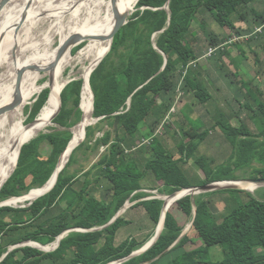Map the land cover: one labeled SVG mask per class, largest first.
Wrapping results in <instances>:
<instances>
[{
	"label": "trees",
	"instance_id": "obj_1",
	"mask_svg": "<svg viewBox=\"0 0 264 264\" xmlns=\"http://www.w3.org/2000/svg\"><path fill=\"white\" fill-rule=\"evenodd\" d=\"M255 1L138 0L137 11L116 34L110 52L90 78L95 95L94 118H99V122L95 127H87L86 141L82 143L83 132L49 193L33 201L29 207L0 208V264H113L142 249L156 234H148L143 240L128 236L118 242L120 232L133 220L124 214L111 223L130 201L136 202L132 208L143 207L151 224L158 227L166 202L157 198L147 199L152 195L141 192L143 181L151 175L160 183L156 190L169 196L192 187L241 180L236 178L237 170L255 158L264 163V142L257 141L259 136L249 131L239 116L229 115L222 107H217L213 114L212 129L219 127L231 142L232 153L236 150L235 160L231 163L219 165L214 157L198 156L208 130L201 131L193 125L188 130L184 121L179 124L184 139H177L174 151L168 149L163 138L159 137L151 144L132 150L143 138L142 125L149 126L148 137H151L163 124L180 92L183 96L196 94L204 104L213 98L200 71L195 69L198 56L192 43L195 38L193 23L200 20L201 28L207 30L203 16L210 13L220 26L235 30L236 20L244 21L245 11ZM168 3L170 13L165 9ZM254 14L256 21H260L259 25H263L264 13ZM92 31L82 35L90 37ZM160 31L163 32L153 42V36ZM206 34L211 47H220L212 58L218 53L220 58L228 54L221 47L226 41L222 42L215 31ZM261 34L257 35L260 37ZM109 45L107 39L98 59L107 52ZM76 46L70 48L68 59L74 57L72 51ZM64 78L56 84L63 82ZM83 86L84 78L65 83L59 91L58 85L51 87L55 93L65 88L61 95V110L52 122L60 129L42 133L21 146L19 160L21 147L16 150L0 176L1 188L18 160L17 168L0 190V203L42 188L51 179L61 155L73 138L72 128L82 121ZM49 95L50 90L42 91L33 106L26 107L30 122L36 124L41 117L43 121L50 117L54 101L52 98L48 101ZM239 96L242 97L240 92L235 101L242 105ZM260 104L255 114L264 126V103ZM35 124L29 126L25 123L24 130ZM106 127L109 130H105ZM165 128L168 134L173 130L178 136L174 125L168 124ZM97 132L104 135L95 139L92 147L89 140L95 138ZM239 136L246 138L237 140ZM260 136H264V129ZM45 142L52 146V152L42 163L40 150ZM102 147L106 148L105 153L93 170L86 171L79 179L69 173L77 151L86 148L96 152ZM190 162L203 171L204 178L192 176L187 171L186 166ZM254 172L256 174L251 178L264 179V167ZM215 194L223 196L225 208L220 216L212 208L210 196ZM241 194H246L247 200ZM174 204L193 222L200 246L187 248L194 241L188 234L182 236L185 228L169 212ZM174 204L165 217L164 230L157 242L145 253L122 264H264V188L258 191L257 196L240 190H222L193 199L186 196ZM96 228L99 230L91 231ZM73 229L88 231H71L58 248L57 244L50 250L52 252H43L41 247L54 243ZM27 242L40 250L22 248L21 245ZM215 246L222 249L221 261L209 260Z\"/></svg>",
	"mask_w": 264,
	"mask_h": 264
},
{
	"label": "rangeland",
	"instance_id": "obj_2",
	"mask_svg": "<svg viewBox=\"0 0 264 264\" xmlns=\"http://www.w3.org/2000/svg\"><path fill=\"white\" fill-rule=\"evenodd\" d=\"M17 4L18 3L16 2V0H13L9 3L8 6H10L9 8L13 9L15 5ZM245 12H246V19L244 21H241L240 19L236 20L237 22L236 25L238 24L243 25V26H239L243 28L241 29L242 32L240 33H237L238 31L236 30L237 28L233 30L232 32L228 28L220 26L215 21V18L210 13H205V15L203 16L205 22L208 25L206 26L207 30L205 29V27H204L205 30L201 28L200 20L193 23V31H194L195 38H193L194 40L192 41V43H194V49H195L196 54L201 56L202 58L199 60L200 57H197L198 66H196L195 69H198L200 71V74L202 75V79L208 84L209 92L213 96V98L208 103L204 104L202 100L196 94H187V95L182 96L179 99V103L174 104V106L176 107V110H175L176 112L174 113V115L172 114L169 116L168 123L170 125H174V128L179 134L178 136H175L172 130L171 131L172 133L166 136L168 138L166 140V144L169 148L174 149L176 147V144L178 142L177 139L179 138L184 139L181 128L179 127V124L181 123V121H184V123L186 124L185 125L186 129L188 130L190 129L192 125L198 129H201V131L208 130L206 134V138L204 139V141L202 142L200 146L199 152L197 154L198 156L207 155V156L214 157L220 162L218 163L217 161L219 165L231 163L233 160H235L234 153L236 150L234 151V153H232L233 147H232L231 142L226 138L225 134L221 132L219 127H214L212 129V126L214 124L213 114H215V110L217 107L224 108L231 116H235V115L239 116L238 118L240 119L241 122H243L248 127L249 131L259 136L257 141L260 143L264 142V136H260L261 132L264 129V126L262 125L259 118H257L255 114V112H257L258 107L261 105L260 103H264V33L263 35L261 34L260 37L258 35H257L258 37L256 35H252L249 38V35L253 34L256 26L260 23V21H258L259 23L257 21L253 22L255 19L254 13H257V14L258 13L262 14V12L264 13V0H256L254 3L250 5L249 10L248 11L246 10ZM6 19H7L6 16H3L1 14V20H6ZM99 28L100 27H93L84 32H89L91 29H93V31L89 33L91 34L90 37H93L96 34L97 30H99ZM33 30L35 32L36 29H33ZM209 31L210 32L215 31L216 34H218L219 38L222 40V42H225L227 40L229 41L230 40L235 41L236 39L238 40H236L233 44H229L224 47V49L228 52V54H226L222 58L218 57L219 53L215 56V58L208 57L206 53L208 52V49L211 47V45H210V41H209V38L206 32L209 33ZM162 32L163 31H160L153 36L152 38L153 42L156 41L158 34ZM76 35L77 34H75L74 36ZM155 36H156V39H155ZM56 41L57 42H56L55 47L59 45V38H57ZM88 42L89 41H84L80 45L76 46L72 51V55L75 56L86 44H88ZM14 50L15 49H13V52ZM68 53L69 51L64 52L58 58L59 62L61 63L67 62L69 60ZM218 60H219V67L222 64L221 62L225 63V66L223 64L222 68L220 69L221 72H223L220 80L214 77L215 75H217L215 71L219 70L218 67L216 69L214 66L215 61H218ZM89 63L90 62L88 60H83V61H78L73 66H70L68 70L63 74L65 76L64 78L65 81L63 82L65 83L68 82V84H70L73 81L83 79L82 69L87 67ZM200 65L202 66V68L200 67ZM46 68H48V66L45 67V69ZM6 71L7 70L4 67H0V77L2 76L3 73L5 74ZM47 80H50V79L42 80L40 83L42 84L44 83V81H47ZM249 81L251 83H249ZM54 84L55 85H52V86L59 85L56 83ZM45 90H49V89H45ZM238 92L242 94V97L239 96V100L242 103V105L238 104L235 101V97H238ZM39 96L40 95H37L29 105L33 106V104L36 102ZM81 100H82V94H81ZM129 107L130 105H128V108ZM80 109H81V103H80ZM82 110L87 112V110H84V109ZM169 113H171V111H169ZM28 117L29 115L26 114V109H25V118L27 119L26 124L30 125L31 123H33V121L30 122L28 120ZM44 123L45 121H43L41 117L36 123L37 125L38 124L40 125V128H39L40 130L35 129L36 126H34L35 130L33 131L32 134L35 135L37 132L41 131L42 129H45V130L39 134L50 133V132H53V130L55 129H60V127H58L57 125H52V123L49 124L48 127H46ZM80 123L72 128L73 136H74V130L76 129V127L80 125ZM97 123L98 122L90 126L95 127ZM105 130H109V127H106ZM103 135L104 133L97 132L96 137L93 138L92 140H89L91 146L93 147V144L95 143L93 141H95V139H97L98 137H102ZM245 138L246 137L239 136L237 140L239 139L241 140ZM105 150L106 148L102 147L99 151H96V152H92V150H89L86 148H83L82 150L77 151L75 155L74 163L69 168V173L74 175L78 179L79 177H83L82 175L86 171H89L90 169L93 170L92 169L93 166L97 165L96 163L99 161L100 157L105 153ZM40 152H41L40 154L41 162L45 163V161H47V159L51 155L52 146L48 142H45L42 145ZM263 167H264V163L259 161L258 158H255L253 159L252 162H249L247 166H244L242 169H239L235 172V174L237 175L236 178L241 179L238 181L257 180V179L251 178L252 175L256 174L254 170L255 169L258 170ZM186 169L192 176H198V178L205 177L203 171L201 169H198V167H196L195 164H193V162H190L186 166ZM94 172H96V169H94ZM150 177L146 179L144 183L145 187L149 189L147 193L150 192L149 194L152 195L151 197L147 199L157 198L161 200L165 199L166 201H168L169 198H164V197H168V195L167 196L161 195L158 192V190H156V188L160 186V183H157L154 180V177H152V175ZM263 188H264V184H261L260 187H258L253 192L248 191V190H242V191L248 192L254 196H257L258 191H260ZM37 189H40V188H37ZM156 191H157L156 194L151 193V192H156ZM215 191H219V190H215ZM215 191H211V193ZM201 194H204V193L201 192L199 194H196L195 196H198ZM241 195L244 200H247L246 194H241ZM210 197L213 201V204H212L213 211L216 213L217 216H220V214L224 211V208H225L224 203H223V196L219 194H215V195H211ZM31 201L32 200L30 201L20 200L17 203L12 204L11 206L15 208L29 207L30 205L29 203ZM133 204L134 202L133 203L130 202L129 204H127L126 206L127 208L124 205L123 209H121L120 211H123L121 213L122 215L124 214H127L128 216L130 215L131 218H133V216L136 215L137 216V219H135L136 224L123 229L118 236V242L123 241L128 236H134V234H137L139 232L140 230L139 228H141L142 230L144 229L143 232L146 234L147 233L155 234L158 228V227L157 228L154 227V224H151L149 218H146L147 214H145L144 209H141V210L139 209L138 211H136V213L133 211H130V208H132ZM169 212L173 213L175 217L177 218L178 222L185 228L184 235L188 234L190 238L194 241V243H189L187 248L194 249L200 246L201 242L198 239L197 232L193 229L190 218L187 217L183 212L179 210L177 204H174ZM143 224L145 225V227L143 226L139 227L140 225H143ZM74 231L86 232L88 230L74 229ZM70 232L71 231L69 230L62 235L66 237ZM154 237L155 236H153L149 240V242ZM30 243L31 242L23 243L21 247L22 248L32 247L34 249H39V248H35ZM52 244L46 245L45 247H41V249L43 250V252H52V251H49V248L51 247ZM222 259H223V254H222L221 247L220 246L213 247L211 249V256L209 260L213 262H217V261H221Z\"/></svg>",
	"mask_w": 264,
	"mask_h": 264
},
{
	"label": "bare ground",
	"instance_id": "obj_3",
	"mask_svg": "<svg viewBox=\"0 0 264 264\" xmlns=\"http://www.w3.org/2000/svg\"><path fill=\"white\" fill-rule=\"evenodd\" d=\"M16 2L18 4L13 9L8 6L2 12V15L6 16V20H1L0 16V67H4L7 70L0 77V109L14 101L17 95V89L19 88H17L18 72L22 68H26L27 71L24 73L19 88V95L22 100L21 104L0 116V176L11 161L16 150L39 136V133L45 130L42 129L33 135V131L40 128L39 124L35 125V129L32 127L24 130V124L27 120L25 118L26 107L29 106L37 95H40L42 91L49 88L50 95L48 101L51 98L53 99L54 109L44 123L48 127L49 124L54 122V118L59 112L60 98L65 89L55 93L51 88L53 87L52 85L61 81L64 76L63 74L68 68L78 61L88 60L90 63L82 69L84 86L82 90L81 110L84 109L87 112L82 110L85 114L84 121L74 130L73 139L61 159L58 171L53 174L44 188L35 191L32 190L26 196L13 199L11 201L13 204L20 200L34 201L49 191L55 185L60 171L68 164L83 132L90 125L99 122L94 118L90 74L109 51L108 49L98 59L106 40L113 31L116 22L115 11L120 15L130 17L137 11L138 5V0H16ZM25 17L26 20L22 21ZM21 22L22 24H20ZM93 27H100L93 37H103L104 40H91L81 53L65 63L59 62L58 58L60 57L61 48L67 41L74 37L75 34L82 37H89L82 34L84 31ZM33 29H36L35 32ZM57 38H59V45L55 47ZM78 43L69 46L66 51H69L72 46H76ZM109 44L111 45L110 40ZM13 49L16 50L13 52ZM47 66L48 68L46 70L45 67ZM46 79L50 80L44 81L42 84L40 83ZM64 84L65 82L59 83L58 91ZM34 124L33 122L29 126H33ZM52 125L55 124L52 123ZM15 168L5 178L1 187L11 177ZM216 186L239 187L252 192L259 187L257 184L250 182L221 183ZM187 194H189V191L183 190L171 198L164 197L169 198L168 201L164 199V202H166L163 213L164 220L170 207ZM164 220L158 225L155 239L162 232ZM57 244L58 241L52 244L49 251Z\"/></svg>",
	"mask_w": 264,
	"mask_h": 264
},
{
	"label": "water",
	"instance_id": "obj_4",
	"mask_svg": "<svg viewBox=\"0 0 264 264\" xmlns=\"http://www.w3.org/2000/svg\"><path fill=\"white\" fill-rule=\"evenodd\" d=\"M11 1H13V0H0V16H1V14H2V12L5 10V8H7V6L9 5V3L11 2ZM165 9L167 10V11H169L170 12V8H169V3L165 6ZM115 18H116V22H115V25H114V28H113V31H112V33H111V35L109 36V38H108V40H110L111 41V45H110V48H109V51H108V53L110 52V50H111V48H112V45H113V41H114V38H115V36H116V34L124 27V26H126L127 24H128V22H129V20H128V16L127 15H120L117 11H115ZM26 20V17H25V19L23 18V20L22 21H25ZM20 24H22V22L20 23ZM91 40H100V41H102V40H104V38L103 37H82V36H80V35H76V36H74V37H72V38H70L69 39V41H67V43L61 48V51H60V56L66 51V49L69 47V46H71V45H73V44H76V43H78V42H84V41H91ZM1 46V45H0ZM156 47V46H155ZM157 48V47H156ZM16 50V49H15ZM107 53V54H108ZM107 54L105 55V57L107 56ZM104 57V58H105ZM103 58V59H104ZM103 59L98 63V65L93 69V71L91 72V74H90V78H91V75H92V73L96 70V68L99 66V64L103 61ZM166 62H167V60H166ZM27 71V69L26 68H22L19 72H18V77H17V88L19 87L20 88V85H21V81H22V78H23V76H24V73ZM66 87V86H65ZM90 87H91V84H90ZM19 88L17 89V95H16V97H15V99H14V101L12 102V103H10L9 105H7V106H5V107H3V108H1L0 109V116L1 115H3V114H5L6 112H9V111H11V110H13L14 108H16L17 106H19L20 104H21V102H22V100H21V97H20V95H19ZM91 91H92V93H93V108H94V103H95V95H94V92H93V90H92V88H91ZM130 101L128 102V104L130 105ZM61 107H62V99L60 98V109H59V112H60V110H61ZM59 112H58V114H59ZM57 114V115H58ZM57 115L55 116V118L57 117ZM54 118V119H55ZM100 119L98 118L97 119V121H99ZM83 121H84V112H83V118H82V121H81V123H83ZM85 139H86V130H85V137H84V140L82 141V143L85 141ZM81 143V144H82ZM81 144H79L78 146H80ZM69 146H70V144H69ZM69 146L67 147V149L63 152V154L61 155V157H60V159H59V162H58V165H57V167H56V170H55V172H57L58 171V168H59V165H60V162H61V159H62V157H63V155L65 154V152L68 150V148H69ZM22 150V149H21ZM21 150H20V152H19V156H20V153H21ZM18 160H19V158H18ZM17 164H18V162H17ZM16 168H17V165H16ZM15 168V169H16ZM64 169H62L61 171H60V173L63 171ZM59 173V174H60ZM58 178H59V175L57 176V179H56V183H57V180H58ZM49 182V181H48ZM48 182L44 185V187L48 184ZM237 182H239V183H243V182H250V183H253V184H257L259 187H260V185L261 184H264V179H257V180H248V181H223V182H215V183H211V184H208V185H205V186H202V187H192V188H189V189H185V190H188L189 191V194H187L186 196H192V199L194 198V196L196 195V194H199V193H201V192H203V193H208V192H211V191H215V190H219V191H222V190H240V191H242V190H245V189H243V188H239V187H232V186H226V187H219V186H216L217 184H221V183H237ZM56 183H55V185H56ZM55 185L49 190V191H47V192H45L44 194H42L41 196H39L38 198H40V197H42V196H44V195H46L47 193H49L54 187H55ZM44 187H42V188H44ZM2 188V187H1ZM1 190V189H0ZM183 191V190H182ZM179 192H181V191H179ZM191 192V193H190ZM178 192H176V193H174V194H172V195H170V196H168V197H172V196H174V195H176ZM28 195V194H27ZM24 196H26V195H24ZM185 196V197H186ZM23 197V196H22ZM18 198H21V197H15V198H12V199H10V200H7V201H5V202H2V203H0V208L1 207H4V206H11L13 203H11V201L13 200V199H18ZM37 198V199H38ZM37 199H35V200H37ZM34 200V201H35ZM164 200V199H163ZM32 203H33V201H31L29 204L30 205H32ZM130 203V201H128L127 202V204H129ZM127 204L125 205V207L127 206ZM29 205V206H30ZM127 208V207H126ZM125 208V209H126ZM164 209H165V203H164V207H163V211H162V215H161V219H160V222H159V225L161 224V222H163V220H164V218H163V213H164ZM123 211H120L115 217H114V219L111 221V223H113L118 217H120L122 214ZM194 214H196V212H194ZM110 223V224H111ZM192 225H193V222H192ZM164 226H165V220H164V223H163V229H162V232H163V230H164ZM105 228V227H104ZM95 230H99V229H92L91 231H95ZM70 231H74V229L73 230H70ZM162 232L157 236V238L155 239V237L150 241V242H148L142 249H140L139 251H136V252H134L132 255H130L128 258H126V259H123V260H120V261H117V262H113V263H115V264H122V263H124L125 261H128V260H130V259H132V258H134V257H136V256H139V255H141V254H143V253H145L146 251H148L156 242H157V240L159 239V237L161 236V234H162ZM156 236V235H155ZM182 236H184V233H183V235ZM64 238V235H61L57 240H56V242L58 241V246H57V248L59 247V245H60V242H61V240ZM55 242V243H56ZM56 248V249H57Z\"/></svg>",
	"mask_w": 264,
	"mask_h": 264
},
{
	"label": "crops",
	"instance_id": "obj_5",
	"mask_svg": "<svg viewBox=\"0 0 264 264\" xmlns=\"http://www.w3.org/2000/svg\"><path fill=\"white\" fill-rule=\"evenodd\" d=\"M263 13V12H262ZM256 17H255V19H254V21L253 22H255L256 21ZM252 22V23H253ZM247 23H248V21H247ZM257 23V22H256ZM239 26H243V25H236V30H238L237 31V33H240V32H242V30L241 29H243L242 27H239ZM260 25L258 24L257 26H256V28L257 27H259ZM230 30V29H229ZM230 31H232L233 32V30H230ZM229 40H227L226 42H228ZM225 42V43H226ZM198 57H200L199 58V60L200 59H202L201 58V56H199V55H197ZM222 64L220 65V67H219V60L218 61H215V63H214V66H215V68L217 69V67H218V69L219 70H216L215 71V73H217V75H215L214 77L216 78V79H221V76H222V74H223V72H221V68H222V65L224 64V66H225V63H223V62H221ZM200 67L202 68V66L200 65ZM214 80V79H213ZM215 81V80H214ZM216 84V83H215ZM219 89V88H218ZM175 103H179V101L177 100V102L175 101ZM173 109H175L176 110V107L173 105V107H172V109H171V111L173 110ZM174 115V113H168V115H167V117L165 118V120L162 122V123H164L166 120H168L169 121V116L170 115ZM168 121L165 123V125H164V130H163V135L162 136H160L159 138H163V140H164V143H165V145H166V147L168 148V149H171V148H169L168 146H167V144H166V140L168 139L166 136H168V133H167V131H166V128H165V126L166 125H168L169 123H168ZM168 123V124H167ZM162 126V124L158 127V129L160 128ZM157 129V130H158ZM156 130V131H157ZM156 131L154 132V133H156ZM165 132H166V134H165ZM150 133V128H149V126L147 125V124H143L142 125V128H141V135L143 136V138H142V140H141V142L140 143H142V141L144 140V139H147V138H149L148 137V134ZM154 133H152V135L154 134ZM164 135H165V137H164ZM139 143V144H140ZM136 147V146H135ZM134 147V148H135ZM103 148H105V147H103ZM133 148V149H134ZM176 148V147H175ZM175 148L174 149H171L172 151H174L175 150ZM217 160V159H216ZM218 161V160H217ZM218 163H220L219 161H218ZM204 178V177H203ZM150 179H151V177H150ZM144 183H145V181H143V190L141 191V192H145V193H147V191L149 190V189H147L146 187H145V185H144ZM157 192V191H156ZM136 204V202H134V204L133 205H135ZM132 205V206H133ZM141 210V209H144L143 207H133V208H130V211H133V212H135L136 213V211H138V210ZM144 211H145V209H144ZM145 214H147L146 213V211H145ZM134 215V214H133ZM147 216V215H146ZM145 216V217H146ZM130 219H132L133 220V223L130 225V226H133L134 224H136V221H135V219H137V216L136 215H134L133 216V218H131L130 217V215L128 216ZM146 218H149L148 216L146 217ZM150 220V219H149ZM145 227V225L143 224V225H140L139 227ZM140 230H139V232L137 233V234H134V236H135V238L136 239H138V240H143L149 233H144L143 232V230L141 229V228H139ZM184 233V232H183Z\"/></svg>",
	"mask_w": 264,
	"mask_h": 264
},
{
	"label": "built area",
	"instance_id": "obj_6",
	"mask_svg": "<svg viewBox=\"0 0 264 264\" xmlns=\"http://www.w3.org/2000/svg\"><path fill=\"white\" fill-rule=\"evenodd\" d=\"M263 31H264V24L261 25V26H259V27H257V28H255V31L253 32V34L249 35V38H250L252 35L261 34ZM236 40H238V39H236ZM236 40H235V41H236ZM235 41H234V40H230V41L224 43L223 46H221V47H225L226 45L233 44ZM219 48H220V47H210V48L208 49V52L206 53V55H207L208 57H211L212 55H214V54L216 53V51H217ZM179 92H180V91H179ZM182 96H183V93L180 92V93H179V97H178V101H179V99H180ZM171 112L175 113L176 111H175V109H173ZM167 121H168V120H166V121L162 124V126L156 131V133H154L151 137H149V138H147V139H144V140L142 141V143H140L137 147H135V148L132 149V150L135 151V150H137L140 146L151 144V143L154 141V139H156V138L162 136V135H163V130H164V125H165V123H166ZM128 152H129V151H128ZM149 193H150V192H149ZM151 193H155V194H156L157 192H151Z\"/></svg>",
	"mask_w": 264,
	"mask_h": 264
}]
</instances>
